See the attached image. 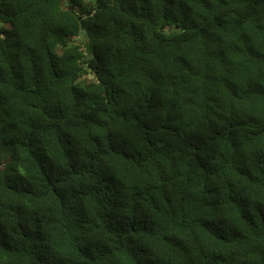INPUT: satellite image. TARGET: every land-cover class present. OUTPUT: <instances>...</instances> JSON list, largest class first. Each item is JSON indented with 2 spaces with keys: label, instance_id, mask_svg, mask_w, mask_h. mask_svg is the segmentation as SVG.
I'll list each match as a JSON object with an SVG mask.
<instances>
[{
  "label": "trees",
  "instance_id": "1",
  "mask_svg": "<svg viewBox=\"0 0 264 264\" xmlns=\"http://www.w3.org/2000/svg\"><path fill=\"white\" fill-rule=\"evenodd\" d=\"M0 264H264V0H0Z\"/></svg>",
  "mask_w": 264,
  "mask_h": 264
},
{
  "label": "rangeland",
  "instance_id": "2",
  "mask_svg": "<svg viewBox=\"0 0 264 264\" xmlns=\"http://www.w3.org/2000/svg\"><path fill=\"white\" fill-rule=\"evenodd\" d=\"M5 27H6V28H9V25L6 24Z\"/></svg>",
  "mask_w": 264,
  "mask_h": 264
},
{
  "label": "water",
  "instance_id": "3",
  "mask_svg": "<svg viewBox=\"0 0 264 264\" xmlns=\"http://www.w3.org/2000/svg\"><path fill=\"white\" fill-rule=\"evenodd\" d=\"M90 5H91V3H90Z\"/></svg>",
  "mask_w": 264,
  "mask_h": 264
}]
</instances>
